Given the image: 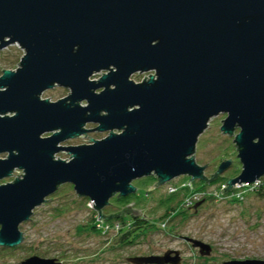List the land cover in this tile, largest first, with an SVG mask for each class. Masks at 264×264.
Segmentation results:
<instances>
[{
	"label": "water",
	"instance_id": "water-1",
	"mask_svg": "<svg viewBox=\"0 0 264 264\" xmlns=\"http://www.w3.org/2000/svg\"><path fill=\"white\" fill-rule=\"evenodd\" d=\"M15 45L25 53L20 67L0 78V156H8L0 158V182L24 176L0 186V247H20L22 225L64 185L111 222L146 217L135 204L104 212L116 196L136 195L137 180L157 178L148 192L182 176L191 188L217 180L233 162L209 180L195 153L221 114L242 164L221 193L264 178V0H0V52ZM147 73L154 75L133 80ZM57 87L70 96L43 98ZM94 131L110 135L64 146ZM63 152L70 161L57 158ZM190 241L212 255V246ZM129 261L182 264V256ZM23 264L64 263L35 256Z\"/></svg>",
	"mask_w": 264,
	"mask_h": 264
},
{
	"label": "rangeland",
	"instance_id": "rangeland-1",
	"mask_svg": "<svg viewBox=\"0 0 264 264\" xmlns=\"http://www.w3.org/2000/svg\"><path fill=\"white\" fill-rule=\"evenodd\" d=\"M24 55L19 45L1 51L0 78L4 70H18ZM103 75L99 74L93 79L100 80ZM151 75L154 73L137 74L133 80L143 83ZM70 93L68 89L57 87L47 91L43 98L59 102L69 97ZM226 118L227 115L221 114L210 122L209 128L199 139L195 153V160L200 166L208 165L205 175L209 180L225 160H231L233 164L221 176L222 179L197 181L191 188V178L182 176L150 192L158 184L156 177L135 182L139 191L135 196L137 205L133 203L134 209L141 210L146 216L144 218H149L156 226L142 233L134 244L125 246L119 241L123 230L133 229L134 223L130 218L126 224L102 222L91 200L79 197L72 185H64L49 202L35 211L30 222L22 225L26 240L20 247H0V264H23L35 256L61 259L64 264H133L130 259L164 256L171 251L181 252L182 264L264 260V196L253 195L243 189L247 192L239 200L236 195L241 189L236 188L238 193L235 190L221 193L228 188L226 183L242 172L235 138L221 132L222 121ZM97 127L95 124L87 126L90 130ZM109 135L94 131L88 134L89 137L86 135L72 140L64 146L91 145L92 139L102 141ZM7 157L0 156L3 159ZM57 158L70 161L71 155L63 152ZM22 175L23 171H17L13 178L0 182V186L15 182ZM122 211V207L109 206L104 212L110 216ZM94 224L98 233L90 230ZM190 240L212 246V255L201 256L200 250L194 248Z\"/></svg>",
	"mask_w": 264,
	"mask_h": 264
},
{
	"label": "trees",
	"instance_id": "trees-1",
	"mask_svg": "<svg viewBox=\"0 0 264 264\" xmlns=\"http://www.w3.org/2000/svg\"><path fill=\"white\" fill-rule=\"evenodd\" d=\"M222 179V177L218 180ZM208 186V185H207ZM205 186V187H207ZM251 194L253 195H259V196H264V178L261 180V185L260 187L256 188L253 192H251ZM135 196L136 195H132L128 198H115L113 201H112V205L115 207V208H118L119 207L121 208L122 207V210L123 208H127L128 206L132 205L133 203H135L137 205V203L135 202ZM89 200V199H87ZM131 217V221L134 223L133 225V229L132 230H123L120 234V237H119V241L121 243H124V245H129V244H134V241L135 239H137L138 237L142 236L143 234L142 233H145V231L147 230H150V229H154L156 224H153L151 222V220L149 218H143V217H140V218H136V217H133V216H129ZM129 217L127 218H124V219H115L113 221H116V222H119V223H124L126 224L127 222V219L129 220ZM111 221V222H113ZM97 226L94 224L93 226H91L90 230L92 232H97ZM142 234V235H141Z\"/></svg>",
	"mask_w": 264,
	"mask_h": 264
},
{
	"label": "built area",
	"instance_id": "built-area-1",
	"mask_svg": "<svg viewBox=\"0 0 264 264\" xmlns=\"http://www.w3.org/2000/svg\"><path fill=\"white\" fill-rule=\"evenodd\" d=\"M260 185H261V180L258 181V182H256L255 184H241V185H236V189H241V192H239V193L237 192V190H235V189H233V190H235V192L238 193L236 195V197H238V199L240 200V199H243L244 198V196H243L244 192H247V191H243V189L244 190H248L249 192H253L256 188L260 187ZM118 227L121 228V226H118Z\"/></svg>",
	"mask_w": 264,
	"mask_h": 264
},
{
	"label": "flooded vegetation",
	"instance_id": "flooded-vegetation-1",
	"mask_svg": "<svg viewBox=\"0 0 264 264\" xmlns=\"http://www.w3.org/2000/svg\"><path fill=\"white\" fill-rule=\"evenodd\" d=\"M73 187H74V186H73ZM119 196H120V195L116 196L115 198H118ZM115 198H114V199H115ZM120 198H123V197H120ZM114 199H113V200H114ZM113 200H112V201H113ZM111 206H113V205H111ZM129 216H133V215H127V217H129ZM127 217H126V218H127ZM133 217H134V216H133ZM129 218L131 219V217H129ZM143 218H144V217H143ZM188 242H189V241H188ZM59 260L61 261V259H59ZM61 262L63 263V261H61Z\"/></svg>",
	"mask_w": 264,
	"mask_h": 264
}]
</instances>
